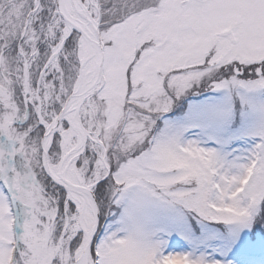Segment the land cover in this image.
I'll list each match as a JSON object with an SVG mask.
<instances>
[{"label": "snow or ice", "instance_id": "1", "mask_svg": "<svg viewBox=\"0 0 264 264\" xmlns=\"http://www.w3.org/2000/svg\"><path fill=\"white\" fill-rule=\"evenodd\" d=\"M0 264H264V0H0Z\"/></svg>", "mask_w": 264, "mask_h": 264}]
</instances>
